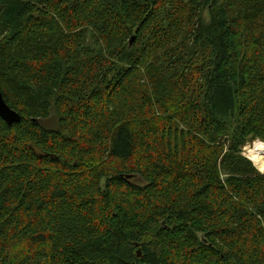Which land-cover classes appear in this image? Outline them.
Masks as SVG:
<instances>
[{"label":"trees","instance_id":"trees-1","mask_svg":"<svg viewBox=\"0 0 264 264\" xmlns=\"http://www.w3.org/2000/svg\"><path fill=\"white\" fill-rule=\"evenodd\" d=\"M0 92V264H264V0H0Z\"/></svg>","mask_w":264,"mask_h":264},{"label":"rangeland","instance_id":"rangeland-1","mask_svg":"<svg viewBox=\"0 0 264 264\" xmlns=\"http://www.w3.org/2000/svg\"><path fill=\"white\" fill-rule=\"evenodd\" d=\"M42 124L46 127H54L56 126V118L55 116L52 114L50 116V118L48 120L45 121H41ZM258 143L259 141L255 142V141H251L249 142L245 148L243 149V154L247 157L248 155L252 154V156H260L262 157L257 164L260 165L261 170H264V152L260 151V149L258 148ZM250 153V154H249ZM262 155H261V154ZM262 173V172H261ZM138 183L140 182L139 179L136 180ZM141 183V182H140Z\"/></svg>","mask_w":264,"mask_h":264},{"label":"water","instance_id":"water-1","mask_svg":"<svg viewBox=\"0 0 264 264\" xmlns=\"http://www.w3.org/2000/svg\"><path fill=\"white\" fill-rule=\"evenodd\" d=\"M0 118L4 120L8 125H13L15 123L20 122L21 120V116L7 105L1 92H0Z\"/></svg>","mask_w":264,"mask_h":264},{"label":"bare ground","instance_id":"bare-ground-1","mask_svg":"<svg viewBox=\"0 0 264 264\" xmlns=\"http://www.w3.org/2000/svg\"><path fill=\"white\" fill-rule=\"evenodd\" d=\"M258 148L260 149V151H263L264 152V143L262 142H259L258 143ZM250 154V153H249ZM261 154V153H260ZM262 155V154H261ZM247 157H250V158H253V157H256V156H252V154L248 155ZM260 157V156H258ZM262 158V157H261Z\"/></svg>","mask_w":264,"mask_h":264}]
</instances>
